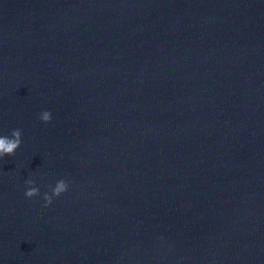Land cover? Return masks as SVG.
<instances>
[{
  "label": "water",
  "instance_id": "95a60500",
  "mask_svg": "<svg viewBox=\"0 0 264 264\" xmlns=\"http://www.w3.org/2000/svg\"><path fill=\"white\" fill-rule=\"evenodd\" d=\"M14 129L0 264H264V0H0Z\"/></svg>",
  "mask_w": 264,
  "mask_h": 264
},
{
  "label": "clouds",
  "instance_id": "9594fccd",
  "mask_svg": "<svg viewBox=\"0 0 264 264\" xmlns=\"http://www.w3.org/2000/svg\"><path fill=\"white\" fill-rule=\"evenodd\" d=\"M39 119L44 122L48 123L52 119V114L50 111H42L39 114ZM22 131L20 129H14L11 133V137L7 136H0V158L5 156H13L15 155L16 150L21 146L22 144ZM28 187L25 191V196L27 198H32L35 196H38L39 189L35 187V181L34 180H27L25 182ZM69 184L66 180L61 179L59 180L55 187L52 188L51 195L48 193H45L43 196V199L45 201L44 207H48L53 202V197H59L63 193H65L68 190Z\"/></svg>",
  "mask_w": 264,
  "mask_h": 264
}]
</instances>
